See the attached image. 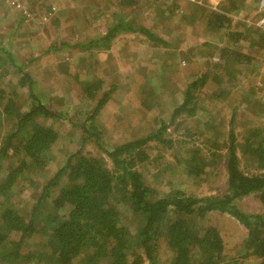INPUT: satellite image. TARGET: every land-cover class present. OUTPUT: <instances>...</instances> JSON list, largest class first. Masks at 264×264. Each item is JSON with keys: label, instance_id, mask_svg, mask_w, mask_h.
Segmentation results:
<instances>
[{"label": "trees", "instance_id": "1", "mask_svg": "<svg viewBox=\"0 0 264 264\" xmlns=\"http://www.w3.org/2000/svg\"><path fill=\"white\" fill-rule=\"evenodd\" d=\"M43 1L37 7L46 17L55 9L56 0L47 6ZM138 2L115 1L116 11L105 15L109 23L102 33L85 43L59 42L43 53L109 50L112 41L124 33L144 36L156 53L160 48H174L175 43L164 40L154 26L128 21L130 17L123 11L132 8L134 12ZM242 2L221 0L216 10L192 2L191 9L202 14L199 17L196 12L185 16L175 3L173 9H165L170 16H185L188 24L202 20L205 30L220 33L225 43H202L212 46L216 54L206 59L207 68L182 88L180 100L170 107L167 123L164 117L155 118L153 131L124 141H112L107 130L99 128L102 124L97 119L116 85L103 87L101 77L90 68V54L79 57L72 72L59 67L78 84V102L71 116L72 109L63 107L69 104L66 93L51 94L52 87L42 93L38 87L40 77L30 67L43 53L22 59L11 51L10 44L3 45L0 37V264H264V125L246 126L238 139L234 131L238 106H230L227 119L220 117L224 107L214 114L210 111L237 87L229 84L236 80L229 68L246 69L253 58L242 52V42L256 36L248 44L264 43V30L254 24L264 16L263 8L257 9L256 2L257 15L249 22L241 13ZM29 8L18 10L20 22L32 16ZM218 69H225L226 75ZM210 83L214 90L204 91ZM154 94L151 92L152 97ZM142 102L144 117L155 103ZM197 114L207 116L197 118L203 128L196 134L199 143L179 152L176 161L186 166L187 177L199 182L217 177L223 167L225 187L197 196L168 181L170 188L159 194L139 169L147 170V163L162 156L149 159L147 144L156 142L159 148L171 149L174 141L176 145L188 143L191 126L186 121ZM63 120L76 132L77 147L62 153L63 163L54 168L55 125ZM172 126L182 131L179 140L166 136ZM88 144L96 153L84 151ZM241 159L245 169L240 166ZM157 168L151 174L162 182L167 171ZM25 189L30 192L21 199L18 195ZM249 195L257 198L261 212L240 208L239 202ZM18 201L22 213L15 207ZM212 214L228 215L246 230L233 255L226 252L218 227L209 222ZM34 236L40 237L43 251L31 247ZM247 258L255 262L247 263Z\"/></svg>", "mask_w": 264, "mask_h": 264}, {"label": "rangeland", "instance_id": "2", "mask_svg": "<svg viewBox=\"0 0 264 264\" xmlns=\"http://www.w3.org/2000/svg\"><path fill=\"white\" fill-rule=\"evenodd\" d=\"M115 1L117 0H56L53 4L55 9L45 17L41 16V10L37 7L41 0H17L15 2L13 0H1L0 37L2 40L4 39L2 43L3 45L10 44L12 46L11 51L22 59L35 57L43 53L47 47L59 42L85 43L102 33L105 26L108 25L109 19L105 15L116 11L114 8ZM138 1V8L136 7L134 12H131L132 8L123 11L125 15H129L128 21L133 25L154 26L159 29L158 35L164 40L175 43L174 48L169 46L157 48L156 53V49L147 44L144 36L124 33L112 41L109 50L101 48L72 49L70 51L67 49L62 51L51 50L48 53H43L41 58L30 67L40 77L38 87L41 88L42 93L50 91L51 87L53 89L51 94L57 91L61 94L66 93L65 98L67 97L69 104L65 103L67 106L63 107L72 109L70 111L72 116L73 110L76 109L74 105L78 102L76 98L78 84L59 67L63 66L66 71L72 72L78 58L90 54V56L88 55L90 63L92 62L90 68L95 75L101 77L103 87L107 88L110 84L116 85L110 100L97 119L102 124L99 128L106 129L111 140L115 142L150 133L156 128L155 118L164 117L167 123L170 107L175 101L180 100L182 88L194 77V74L204 71L207 68L204 61L206 59L209 61L211 56L216 54V50L212 46H203L202 43L221 45L222 42L225 43L226 39L220 33L206 31L202 20L197 19L189 24L185 22L187 21L184 20L186 15L189 13L194 15L196 12L191 9L192 2L190 0ZM220 2L221 0H197V3L192 4L208 10H216ZM256 2V0H244L242 2L241 13L250 18L247 20L249 22L254 21L251 17L257 15L254 6ZM43 3L47 6L51 0H44ZM174 3L178 4L181 13L185 16L175 15L178 12L172 13L175 16H170L165 11L167 8L173 9ZM33 4L35 5L33 6ZM25 7H30L29 9L33 13L28 19L20 22L18 10L24 11ZM201 15L200 11L196 12V17ZM236 18L238 16L233 17L234 23L238 20ZM260 29L264 30L263 28ZM257 38L256 36L254 38L248 36L245 42H242V52L249 53L253 57L247 63L246 69H236L234 65L229 66L228 71L233 72L236 78V80H231L229 84H236L237 87L232 89L227 98L218 100L214 106L210 107L213 114L224 107L220 117L227 119L230 114V106H238L234 123V131L237 133L238 139L246 126L256 123L264 125V43L248 44ZM183 53L187 55V58L182 57ZM217 71L221 75L227 73L225 69H218ZM64 86L70 88L63 92L61 89H64ZM214 88V84L210 83L204 91L210 92ZM151 92H155L157 95L154 94L152 97ZM145 100L154 102L155 105L145 113L146 116L142 117L143 112L140 103ZM203 103H208V101H203ZM206 117L197 114L187 119L186 123L191 126V131L188 139H186L188 141L186 144L176 145L174 141V146L171 149L159 148L158 145H155L156 142L147 144L146 152L149 159L156 158L159 154L162 156L158 161L147 163V170L139 169L144 173L146 182L151 183L159 194L170 188L168 181L172 182L176 188L197 196L210 195L216 191V188L225 187L222 166L217 177L213 176L206 182H199L187 177L186 166H179L176 161V155L179 152L187 150L185 148H191V143H199L196 134L202 132L203 128L202 124L197 122V118L206 119ZM55 128L58 131V138L53 148V154L56 158L53 164L54 168L63 163L65 156L62 153L74 151L77 147V134L66 120L56 123ZM168 131L166 132L167 137L173 140L180 139L182 132L180 129L174 130L172 126ZM86 150L96 153V149L90 144L84 147V151ZM204 152L207 155L206 149ZM107 165L109 166L110 162H107ZM240 166L245 169L246 165L242 159ZM157 167L167 171L163 173L162 182L160 180L155 181L151 174L158 169ZM29 192V189H25L21 194L22 196H18L23 199V197L28 196ZM239 205L242 210L249 213L262 211L261 205L254 195L244 197ZM15 207L22 213L20 202ZM210 218L209 222L216 225L220 231L226 252L233 255L236 247L245 238L246 230L228 215L212 214ZM30 244L32 248L41 251L44 249L39 236H34ZM25 249L28 251V247ZM161 257V261H163L164 256L161 255ZM245 261L247 263L255 262L251 258H247Z\"/></svg>", "mask_w": 264, "mask_h": 264}, {"label": "built area", "instance_id": "3", "mask_svg": "<svg viewBox=\"0 0 264 264\" xmlns=\"http://www.w3.org/2000/svg\"><path fill=\"white\" fill-rule=\"evenodd\" d=\"M17 0H13V2H15ZM192 2H196L197 3V0H190ZM264 7V0H259L257 2V9H262ZM255 26L259 27V28H263L264 29V16L262 17H258L255 22H254Z\"/></svg>", "mask_w": 264, "mask_h": 264}]
</instances>
